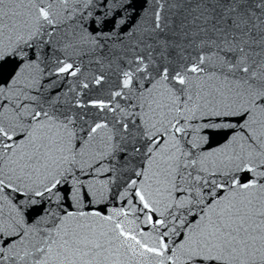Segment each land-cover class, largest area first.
<instances>
[{"label":"snow or ice","instance_id":"snow-or-ice-1","mask_svg":"<svg viewBox=\"0 0 264 264\" xmlns=\"http://www.w3.org/2000/svg\"><path fill=\"white\" fill-rule=\"evenodd\" d=\"M0 264H264V0H0Z\"/></svg>","mask_w":264,"mask_h":264}]
</instances>
